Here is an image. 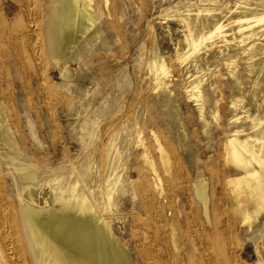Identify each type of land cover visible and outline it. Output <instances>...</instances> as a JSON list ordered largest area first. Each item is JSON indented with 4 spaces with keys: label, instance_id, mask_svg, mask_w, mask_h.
Instances as JSON below:
<instances>
[{
    "label": "bare ground",
    "instance_id": "1",
    "mask_svg": "<svg viewBox=\"0 0 264 264\" xmlns=\"http://www.w3.org/2000/svg\"><path fill=\"white\" fill-rule=\"evenodd\" d=\"M14 1L20 11L12 21L0 3V69H7L5 81L0 80V157L8 159V172L22 188L17 186L19 216L11 198L0 195V264H135L113 226L124 220L116 193L118 184L125 186L126 182L118 172L123 158L114 135H107L101 149L100 159L111 172L104 173L105 179L99 185L103 199L99 202L94 190L85 186L88 175L95 172L91 155L84 171L77 167L65 175L56 168L42 170L20 145L26 144L28 137L13 107L15 75H19L27 104L32 103L33 72L40 77L45 104H53L56 90L46 84L53 66L61 68L69 85L78 90L86 87L90 51L106 44L102 38L104 27L98 20L113 16L109 6L112 2L39 0L40 18L27 21L28 5L24 0ZM252 1L235 0L210 8L186 0V5L195 7H171L166 11L168 17L175 18L174 29L191 50L177 58L188 74L189 84L182 80L186 98L195 104L204 128L209 126L206 115L215 114L220 98L215 91V75L209 72L210 62L222 57L232 77L231 107L239 106L244 97L236 65V59L241 58L247 72L256 73L251 78L256 109L250 112L244 106L240 116L232 112V128L224 141L225 169L222 175V171L216 174L217 179H223L211 187L205 174L208 165L196 166L191 183L182 161L173 173L167 145L154 129L150 133L157 144L156 156L140 128L135 138L130 136L129 144L141 149L139 157L149 167L148 173L139 171V179H153L150 189L141 183L138 188L137 181L131 184L134 195L139 196L133 200L137 211L132 224L144 264H249L241 260L242 247L234 239L242 225L254 244V264H264V5L254 7ZM225 8L232 14L229 19ZM41 53H46L48 62L37 69L34 61ZM190 57V63L185 64ZM76 62L78 68L73 67ZM143 69V78H148L152 92L168 109L166 116L171 118L172 111L179 116L172 86L179 83L174 82L178 79L170 64L152 48ZM80 128L87 130L85 126ZM240 134L245 136L241 138ZM99 138L97 130L91 140ZM96 150L93 145L89 148L91 154ZM2 166L1 162L0 175L4 172ZM183 175L185 181L174 191L175 182Z\"/></svg>",
    "mask_w": 264,
    "mask_h": 264
},
{
    "label": "rangeland",
    "instance_id": "2",
    "mask_svg": "<svg viewBox=\"0 0 264 264\" xmlns=\"http://www.w3.org/2000/svg\"><path fill=\"white\" fill-rule=\"evenodd\" d=\"M13 1L0 0L2 9L7 12L10 21L20 11L19 4ZM24 1L28 5L27 21L39 19L41 1ZM179 1L182 2L178 3ZM185 1L111 0L112 3L109 6L111 10L113 9V16L109 17L108 20L104 16L98 20L99 25L104 27L102 38L106 40V44L96 46L90 51L88 56L89 70L85 71L89 78L85 82L86 87L76 89L72 83L69 85L64 81L60 67H51L50 74L48 73L46 77V84L56 90L51 105L47 101V105L45 104L41 80L37 72H33L31 77L34 81L31 104L25 103L26 97L19 75L17 77L15 75L17 85L13 107L16 115L20 117L22 127L28 137L27 143H20V145L25 149L27 157L39 165L42 170L56 168L62 170L65 175L71 174L77 167L84 171L89 160L88 156L91 155L90 159L95 163V172L88 175L85 186L91 187L94 190V196L99 202H102L99 185L105 179L104 173L109 174L111 170L100 159L101 149L108 134L114 135L113 139L116 138L123 158V163L118 172L121 174L120 179L126 182L125 186L122 183L118 184L116 193V197L121 201L119 208L124 220L122 223L114 222L113 226L118 238L130 249L135 264H144V261L140 243L134 236L135 229H133L132 224V219L137 211L133 206V200H137L139 196L134 195L131 184L132 180L137 181L135 184H138V188L141 183L144 186L147 184L150 189L153 179L149 176H142L139 179V171L148 173L149 167L148 164L144 163L143 158L139 157L141 149L136 148L134 144H129L130 136L135 138L136 130L140 128L145 143L156 156L157 144L152 133H150L154 129L159 134L163 145H167L173 161V173L180 165L177 163L182 161L181 164L187 167V180L190 179L191 183L197 172L196 166L198 164L208 165L209 169L206 170L205 174L211 187L212 184L218 182L217 180L223 179V176H219L220 178L217 179L216 174L222 171L220 172L222 175L223 169H225L223 165L224 141L226 132L232 128L230 121L232 112L240 116L243 115L244 106H248L247 110L250 112L256 109V100L251 91V78L256 77V73L247 72L241 58L236 59V65L238 68L237 76L239 83L241 82L240 87L244 92V97L239 106L231 107L230 81L232 77L229 73V66L222 57L210 62L209 72L215 75V91L217 97L220 98L215 114L206 115L209 126L204 128V121L195 104L186 98V93L182 87L184 84L182 80H186L189 84L188 74L185 69L186 66H180L178 58L188 55L191 50L182 40L181 34L174 29L175 18L168 17L166 11L171 7L181 9L195 6L213 8L219 4L226 5L235 0H219L216 3L212 0H191L195 2V6L186 5ZM97 2L101 3V0H97ZM251 4L254 7L262 6L264 0H255ZM33 10H35L34 13ZM224 14L227 19L232 15L227 8L224 9ZM33 15L34 18H32ZM152 48H155L157 53L170 64L175 79H178L174 82L179 83V85L172 86L180 117L175 116L173 111L171 118L166 116L168 109L163 107L160 99H157L152 92V84L148 78H143L146 72L143 69V63L148 60ZM210 55L211 51L207 53L209 59L211 58ZM38 59L34 61L35 68L46 67L48 62L46 53H41L40 59L42 60L39 59L40 62ZM190 60L191 57L185 64L190 63ZM78 66V62L73 65L74 68H78ZM6 75L7 69L2 67L0 80L5 81ZM135 123H137L136 126ZM240 124L242 123L240 122ZM80 126H85L87 130L83 131ZM97 130L100 132V138L92 141V134ZM244 136L245 134H240L241 138ZM91 145L97 148L94 154L89 151ZM170 146L172 147L170 148ZM1 162L4 172L0 175V184L3 183L4 186H0L2 187L0 188V195L11 198L10 201L13 202L19 216L20 202L17 186L21 189L22 184L18 183L17 185L15 179L8 172V159L0 157ZM178 179L179 181L174 184V191L178 189L180 182L185 181L184 175L183 178L178 177ZM139 192L140 189L138 195ZM189 193H193L192 190ZM199 219H203L201 214H199ZM246 228L243 225L239 226L238 235L234 239L242 247L240 251L241 260L254 264L256 260L254 244L248 239L250 235Z\"/></svg>",
    "mask_w": 264,
    "mask_h": 264
}]
</instances>
